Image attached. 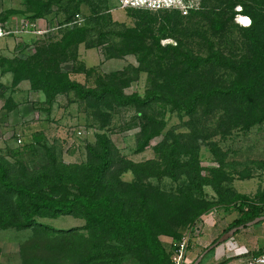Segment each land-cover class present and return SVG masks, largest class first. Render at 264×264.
I'll return each instance as SVG.
<instances>
[{"label": "rangeland", "instance_id": "1", "mask_svg": "<svg viewBox=\"0 0 264 264\" xmlns=\"http://www.w3.org/2000/svg\"><path fill=\"white\" fill-rule=\"evenodd\" d=\"M38 8H42V13L35 16ZM194 8L198 13L192 14L193 9L186 14L180 12L179 23L171 29L165 25L168 32L160 34L164 18L170 17L172 9L123 7L117 0H0V25L9 29L28 28L26 32L6 35L5 48L0 49V69L8 68L37 48L44 49L59 41L66 30L83 27V39L69 45L64 54L54 56L55 60L65 56L59 63L60 69L72 79L91 86L96 85L97 79L113 77L125 93L144 95L168 75L181 70V64L169 52L158 50L154 35H160L162 46L177 44L192 54L204 55L210 45L231 56L244 52L245 41L239 26L248 25L250 17L241 11L240 4L231 7L229 0H197ZM75 13L83 19L66 24ZM245 19L249 21L247 24ZM25 23L28 24L24 26ZM34 30L41 31L35 34ZM135 38L139 40L133 43ZM198 71L201 75L196 76L197 82L208 78L228 83L234 75L223 67L205 66ZM7 91V96H1L2 103L7 110L12 106L15 110L14 114L0 112V124L7 122L0 129V158L9 162L10 175L17 180L40 170L48 163L49 152L58 162H85L86 145L94 144L99 132L111 142L114 160L110 176L125 183H148L166 198L179 194L188 181L184 175L173 179L162 174L160 144L168 143L176 135L185 149L196 147L200 175L210 178L214 185L204 184L194 196L208 202L210 208L193 221L187 219L185 210L160 222L178 233L176 238L173 233H158L160 241L171 243L170 258L191 226L200 225L191 238L201 231L203 218L224 223V218L238 216L235 208L225 210L217 202L220 195H226L223 188L255 199L264 191V118L258 120L263 103L256 96L203 102L193 113H186L163 101L141 109L105 102L95 104L78 98L72 91L58 94L46 106L36 93L29 97L23 89L25 93H18L15 102L8 98L13 89ZM159 121L163 122L161 127ZM150 125L160 127L159 131L139 149L146 138L145 127L148 129ZM189 155L179 153L185 161ZM148 160L153 163L129 168V162L139 164ZM36 219L51 227L0 224V264H72L91 244V235L82 227L85 222L82 217L62 214ZM109 264H136V260L125 255L120 262Z\"/></svg>", "mask_w": 264, "mask_h": 264}, {"label": "trees", "instance_id": "2", "mask_svg": "<svg viewBox=\"0 0 264 264\" xmlns=\"http://www.w3.org/2000/svg\"><path fill=\"white\" fill-rule=\"evenodd\" d=\"M229 1L231 7L240 4L241 11L250 17L248 25L239 26L245 41L244 52L239 56H231L210 45L204 55L192 54L181 50L177 44L162 46L159 42L160 35H154V44L158 50L169 52L181 64V70L168 75L162 83L155 84L144 95L137 92L125 93L121 83L113 77L97 79L96 85L91 86L72 79L67 71L60 69L59 63L64 61L65 56L57 60L54 56L64 54L63 51L69 45L80 42L85 31L83 27L66 30L59 41L49 43L44 49L37 48L27 57L18 58L9 64L8 69L13 73L12 84L27 79L32 89L43 92L46 106H50L58 94L72 91L78 98L91 100L95 104L105 102L141 109L152 102L163 101L173 103L186 113H193L203 102L232 98L241 100L256 96L263 103L258 120L263 119L264 0ZM171 11L170 17L164 18L160 34L168 32L165 25H169L171 29L182 17L178 10ZM190 12L194 14L198 10ZM41 13L42 8H38L34 14L37 16ZM138 40L135 38L132 42L136 43ZM43 53L45 57H42ZM205 66L223 67L234 75L228 83L208 78L197 82L195 79L200 74L199 67ZM159 122L161 127L163 122ZM160 127H145L146 138L139 149L146 145L150 136L157 134ZM110 145L109 138L104 133L97 132L95 143L86 145L88 156L85 162H58L55 155L49 152L48 163L20 180L11 177L9 162L0 158V224L17 227L40 224L50 228L49 224L38 221L36 217L73 214L84 219L82 227L91 235V244L85 254L72 264L117 263L125 255L132 256L136 264H173L169 251L171 243L160 241L158 233H173L175 238L178 233L171 226H162L160 222L185 210L188 213L187 219L193 221L210 208L208 202L194 196V192L204 184L214 185L210 178L200 175L196 147L192 150L185 149L176 135L168 143L160 144L162 174L173 179L184 175L188 181L179 189V194L167 195L165 198L164 194L153 191V186L148 183H125L114 175L110 176L114 160ZM183 152L190 153L186 161L179 157V153ZM146 163L153 161L139 164L129 162V168L134 169L135 165ZM223 191L226 193L225 197L220 195L217 202L225 210L235 208L238 216L221 233L239 224L246 226L247 221L264 215V191L259 199L228 187L223 188ZM226 261L227 259H222L215 264H225Z\"/></svg>", "mask_w": 264, "mask_h": 264}, {"label": "crops", "instance_id": "3", "mask_svg": "<svg viewBox=\"0 0 264 264\" xmlns=\"http://www.w3.org/2000/svg\"><path fill=\"white\" fill-rule=\"evenodd\" d=\"M34 33L37 34L36 32ZM5 38L6 35L0 38V49L5 48ZM12 79L13 73L11 70L8 68L0 69V112L4 111L6 114H14L15 106L7 110L2 103L1 96L8 94L9 91L7 90L9 89H13V91L8 98L11 97L15 102V96L24 91L28 93L27 96L29 97L36 93L40 100L44 99L43 92L32 89L27 79H22L15 85L12 84ZM6 123L0 124V129ZM233 219L234 217L229 218L228 216L224 218V223H220L210 217L203 218L205 223L201 231L194 235L188 243L184 262L188 264L194 261ZM231 238L229 241H223L206 251L198 264H215L222 259H227L225 264H264V219L237 229Z\"/></svg>", "mask_w": 264, "mask_h": 264}, {"label": "built area", "instance_id": "4", "mask_svg": "<svg viewBox=\"0 0 264 264\" xmlns=\"http://www.w3.org/2000/svg\"><path fill=\"white\" fill-rule=\"evenodd\" d=\"M119 5L123 7H143L149 9H176L179 12L186 14L190 9H195L197 0H117ZM83 17L79 13H75L74 17L66 22V24L79 23ZM28 23H25L26 26ZM28 31V28L21 27L20 29H9L6 26L0 25V38L10 33ZM36 33L41 30H34ZM20 139L18 138V141ZM200 230V225L195 224L189 228L186 236L175 247L172 254L174 264H182L185 261V255L191 235ZM253 262V261H252Z\"/></svg>", "mask_w": 264, "mask_h": 264}, {"label": "water", "instance_id": "5", "mask_svg": "<svg viewBox=\"0 0 264 264\" xmlns=\"http://www.w3.org/2000/svg\"><path fill=\"white\" fill-rule=\"evenodd\" d=\"M264 219V215H259L257 217H254L252 220H249L247 221L245 224L248 225V224H253V223H256L260 220ZM244 224H239L237 226H233L229 229H227L226 231H224L223 233H221V235H219L212 243H210L205 249L204 251L192 262V264H198L202 255L208 251L210 248L216 246L217 244L223 242L224 240H226L227 238L231 237L233 235V233L243 227Z\"/></svg>", "mask_w": 264, "mask_h": 264}, {"label": "snow or ice", "instance_id": "6", "mask_svg": "<svg viewBox=\"0 0 264 264\" xmlns=\"http://www.w3.org/2000/svg\"><path fill=\"white\" fill-rule=\"evenodd\" d=\"M249 21L247 19L244 20V23L247 24Z\"/></svg>", "mask_w": 264, "mask_h": 264}]
</instances>
